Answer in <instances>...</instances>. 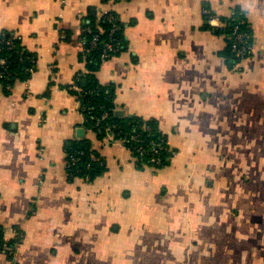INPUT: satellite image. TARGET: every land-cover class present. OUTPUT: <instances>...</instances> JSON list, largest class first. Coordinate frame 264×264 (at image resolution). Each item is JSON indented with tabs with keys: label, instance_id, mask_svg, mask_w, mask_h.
<instances>
[{
	"label": "crops",
	"instance_id": "0c3cea01",
	"mask_svg": "<svg viewBox=\"0 0 264 264\" xmlns=\"http://www.w3.org/2000/svg\"><path fill=\"white\" fill-rule=\"evenodd\" d=\"M108 11L128 47L89 72L84 27ZM236 11L253 41L237 63L209 23ZM4 32L33 60L0 87V225L21 233L0 264H264V0H0ZM90 79L122 116L158 122L169 166L141 170L84 129ZM82 139L105 164L93 181L68 173Z\"/></svg>",
	"mask_w": 264,
	"mask_h": 264
},
{
	"label": "trees",
	"instance_id": "16d2710c",
	"mask_svg": "<svg viewBox=\"0 0 264 264\" xmlns=\"http://www.w3.org/2000/svg\"><path fill=\"white\" fill-rule=\"evenodd\" d=\"M108 1L104 0V2ZM241 20L244 21V24H241ZM223 21L225 26L215 30L219 34L226 35L229 52L237 63L232 49L234 27L238 25L241 32L250 36V45L253 42L252 31L245 15L240 11H236L230 18H223ZM115 28V32L112 33ZM123 30L124 25L119 15L114 11H110L101 18L92 19L89 24L85 25L83 32V41L86 42L85 50L91 48L89 52H86L89 72L97 70L104 61L127 50L128 43L123 35ZM14 36L7 32L0 34V60H6L4 65L0 64V70L6 74V78L0 79V83L5 91H8L7 87L11 88L16 80H27L32 69V65L28 66L27 63L33 60V56L24 49L21 39ZM95 36H98V39L93 46L91 42ZM9 41H13V45H8ZM108 44L118 45L116 51L107 52ZM105 55L107 58L104 57ZM79 101L84 115V129L95 132L98 138L103 139L106 136L105 129L109 126L114 127V140H125V146L136 159L139 169L143 170L145 167L162 169L170 165L175 151L168 144L167 136L159 129L158 122L135 116H117L112 85H101L90 79L82 88ZM134 137H137L138 140L133 139ZM65 149L70 178L80 177L93 181L105 171V164L100 154L93 149L88 139L69 142ZM18 233L19 237L16 240L8 242L4 239L3 228L0 225V250L4 245H7L13 253L20 241L21 233Z\"/></svg>",
	"mask_w": 264,
	"mask_h": 264
},
{
	"label": "built area",
	"instance_id": "2783aa9c",
	"mask_svg": "<svg viewBox=\"0 0 264 264\" xmlns=\"http://www.w3.org/2000/svg\"><path fill=\"white\" fill-rule=\"evenodd\" d=\"M110 11L104 13L102 16L107 15ZM109 19H112L111 17H109ZM209 23L211 25H215L220 27L225 26V22L223 21V19L221 17H218L216 15H211L209 16ZM241 24H244V21L241 20ZM216 29V28H214ZM116 28L112 30V33L115 32ZM233 40H232V49L233 52L235 53V56L237 58V62L238 61H242L243 59L249 57L252 53V45H250V36L245 33V32H241L239 30V26L235 25L234 30H233ZM15 38H17L18 36H14ZM98 39V36L94 37V40L91 42V44L94 46ZM85 45L86 42L84 41ZM8 45H13V41H9ZM118 45L114 46L112 44H108L107 45V52H111V51H116ZM91 50V48H88L87 52H89ZM105 58H107V55L104 56ZM6 62L5 59L0 60V64L4 65ZM6 78V74L0 70V79H4ZM0 87H3L0 83ZM7 89H10V87L8 86ZM82 92V91H81ZM81 104V103H80ZM82 106V105H81ZM113 128L112 126H109L105 129L106 131V136L103 138L104 140H108L109 142L115 141L114 140V133H113ZM133 139H135L136 141L138 140L137 137H134ZM121 142H123L125 144V140H121ZM94 159H96L93 156ZM0 252L2 253H6L9 254L12 253V249L9 248L7 245H4L3 249L0 250Z\"/></svg>",
	"mask_w": 264,
	"mask_h": 264
},
{
	"label": "water",
	"instance_id": "95a60500",
	"mask_svg": "<svg viewBox=\"0 0 264 264\" xmlns=\"http://www.w3.org/2000/svg\"><path fill=\"white\" fill-rule=\"evenodd\" d=\"M27 65H28V63H27ZM82 84H83V86H86L87 81H83ZM116 115H117V116H122V115H123V112H122V111H117V112H116Z\"/></svg>",
	"mask_w": 264,
	"mask_h": 264
},
{
	"label": "rangeland",
	"instance_id": "374dc122",
	"mask_svg": "<svg viewBox=\"0 0 264 264\" xmlns=\"http://www.w3.org/2000/svg\"><path fill=\"white\" fill-rule=\"evenodd\" d=\"M105 141H108V140H105Z\"/></svg>",
	"mask_w": 264,
	"mask_h": 264
}]
</instances>
